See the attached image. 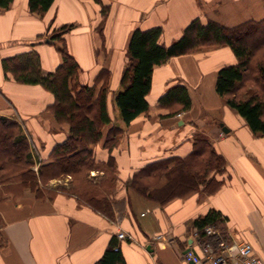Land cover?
<instances>
[{
    "label": "crops",
    "instance_id": "obj_1",
    "mask_svg": "<svg viewBox=\"0 0 264 264\" xmlns=\"http://www.w3.org/2000/svg\"><path fill=\"white\" fill-rule=\"evenodd\" d=\"M28 1L13 0L9 8L0 7V115L21 123L32 143L35 169L41 161L51 160L49 154L66 140L69 126L59 124L49 110L54 100L51 92L39 84L5 78L2 58L32 48L48 29L75 23L65 37L82 68V82L92 84L103 69L111 73L107 105L112 121L104 133L119 126L123 135L112 152L103 146V140L93 151L98 161H106L110 155L116 159L117 180L108 195L119 201L124 212L119 213L115 205V217L109 218L63 189L52 198H38L30 189L15 198L0 194V231L8 240L0 251V264H95L120 231L128 236L118 239L125 264H194L183 258L189 249L203 255L192 222L210 209L224 219L228 241L250 242L264 262V137L254 136L245 119L215 89L218 70L236 62L231 49L204 47L156 66L147 97L149 112L128 125L114 99L121 89L134 29L161 26V42L169 45L198 17L204 23L214 19L226 26L259 20L264 17V0H56L44 18L29 11ZM102 5L108 7L106 18L101 14ZM47 42L46 38L34 47L45 73L61 62L59 52ZM179 83L189 89L192 108L180 116H166L169 110L159 106L157 99ZM197 131L205 133L227 160L222 175L225 183L217 192L191 191L159 204L127 186L132 173L146 163L188 155ZM91 176L106 178L103 171H92ZM71 180L66 176L49 185L61 182L69 188Z\"/></svg>",
    "mask_w": 264,
    "mask_h": 264
},
{
    "label": "trees",
    "instance_id": "obj_2",
    "mask_svg": "<svg viewBox=\"0 0 264 264\" xmlns=\"http://www.w3.org/2000/svg\"><path fill=\"white\" fill-rule=\"evenodd\" d=\"M12 1L0 0V7L9 8ZM55 1L29 0L28 8L31 13L44 18ZM107 12L108 7L102 5V16L106 18ZM75 27V23H67L48 29L38 36L42 41L31 44L32 48L2 58L5 78L23 84H39L52 93L54 100L49 110L59 124L69 126V133L64 142L53 147L49 154L51 160L41 161L35 169L32 143L24 134L21 123L0 115V194L3 198H15L18 196L16 190L22 194L24 189H30L36 197L43 198L42 183L45 185L49 180L70 176L73 185L69 190L63 188L65 192L77 195L83 203L114 218L115 205L119 213L124 212L119 201L108 195L117 180V162L112 155L106 161H98L93 146L103 140V146L112 152L121 142L123 129L112 126L106 135L104 133L105 126L112 121L107 105L111 73L103 69L92 84L82 82V68L71 54L65 37ZM162 33L161 26L138 27L131 33L127 64L120 78L121 89L114 93L115 104L125 124L149 112L147 97L152 91L156 66L165 64L171 57L201 51L204 47L228 46L236 62L218 70L216 92L245 119L254 136L264 137V17L234 26H226L214 19L204 23L198 17L169 45L161 42ZM46 38L61 58L54 71L47 73L43 71L39 51L34 48ZM157 104L169 110L166 116H175L191 110L192 98L189 89L179 83L161 94ZM192 141L188 155L162 157L146 163L132 173L126 181L127 186L159 204L191 191L217 192L225 183L222 175L227 171V160L205 133L195 132ZM92 171H103L106 178L96 179L91 176ZM56 193H50L49 197ZM223 221L215 209L196 217L192 225L200 244L210 243L216 247L222 238L228 240ZM209 226L218 229L219 233H208ZM7 244V238L0 231V251ZM95 264H125L116 236Z\"/></svg>",
    "mask_w": 264,
    "mask_h": 264
},
{
    "label": "built area",
    "instance_id": "obj_3",
    "mask_svg": "<svg viewBox=\"0 0 264 264\" xmlns=\"http://www.w3.org/2000/svg\"><path fill=\"white\" fill-rule=\"evenodd\" d=\"M181 113L178 114L180 116ZM207 232L210 234L218 233L214 228L207 227ZM119 240L127 238L124 231H120L117 235ZM158 236L157 238H160ZM116 248H119L117 246ZM203 255H198L192 250L184 253L183 258L194 264H264L262 259L254 253L253 245L248 241H228L221 239L218 246L210 243L202 245Z\"/></svg>",
    "mask_w": 264,
    "mask_h": 264
},
{
    "label": "rangeland",
    "instance_id": "obj_4",
    "mask_svg": "<svg viewBox=\"0 0 264 264\" xmlns=\"http://www.w3.org/2000/svg\"><path fill=\"white\" fill-rule=\"evenodd\" d=\"M117 110H118V109H117ZM122 121H123V120H122ZM123 123H124V122H123ZM220 125H221V123H220ZM221 127H222V126H221ZM34 167H35V166H34ZM62 178H64V177H62ZM57 179H61V178H57ZM52 180H53V179H52ZM50 182H51V180H49L45 185H44V183L41 184V190L43 189L42 192L45 193V195H47V196H49V195H51V194H54V193L57 192V190H62L63 188H64L65 190H69L68 187H66L65 185H60L61 182L57 183L56 186H50V185H49ZM70 182L73 183L72 180H71ZM72 185H73V184H72ZM69 188H70V186H69ZM16 193H17L18 196H19L20 192L16 190ZM50 193H51V194H50ZM17 194H16V195H17ZM20 195H21V194H20Z\"/></svg>",
    "mask_w": 264,
    "mask_h": 264
},
{
    "label": "water",
    "instance_id": "obj_5",
    "mask_svg": "<svg viewBox=\"0 0 264 264\" xmlns=\"http://www.w3.org/2000/svg\"><path fill=\"white\" fill-rule=\"evenodd\" d=\"M47 41H48V39H47ZM225 129V128H224Z\"/></svg>",
    "mask_w": 264,
    "mask_h": 264
}]
</instances>
